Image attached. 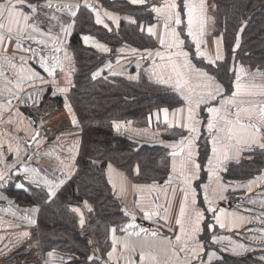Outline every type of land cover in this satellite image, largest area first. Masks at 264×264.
Segmentation results:
<instances>
[{
  "label": "crops",
  "instance_id": "1",
  "mask_svg": "<svg viewBox=\"0 0 264 264\" xmlns=\"http://www.w3.org/2000/svg\"><path fill=\"white\" fill-rule=\"evenodd\" d=\"M120 1H126L135 6L148 5V9L153 13L154 21L150 25H143L142 31L150 36L156 45L152 49L123 51L122 57L107 67L110 70L109 76H120L131 81H138L145 77L151 82L176 92L158 79L161 75L159 66L166 61H162L156 52H162L167 57L177 51L175 47H162L157 38L164 35V28L152 9L162 7L165 0H145L144 3H132L131 0ZM175 2L179 6L178 10L181 11L182 23L179 26L172 24L171 27L176 28L181 33V39L185 41L181 50L189 53V62L199 71L207 73L215 83L221 86L222 92L210 104L200 105L197 110V119L200 123L197 125L196 133H190L186 127H180V124L188 123L187 107L177 92L183 104L180 107L168 109L167 123L163 109L155 111L145 126H136L131 122L123 121L115 123L116 128L117 125L119 126L117 130L123 132L137 147L156 146L167 149L168 173L165 180L142 183L133 181L115 166L110 165L111 167L107 168L114 195L121 201L127 219L118 229H115V233L112 231L109 233L108 239L104 242V244L108 243V250L103 257V262L104 264H140L139 257L143 251L156 256V264H171L173 258L168 240L175 241V236L179 234V226L175 224V220L183 204L186 218H194V207L204 213V219L200 224L201 230L195 233L194 241H189L190 247H195L196 241L202 245L198 256L188 253L192 264H216L225 255L235 258L252 256L260 264H264V238H262L264 237V179L258 180V178H264V172L247 180H232L226 177L229 167L251 159L252 154L261 148L258 145L250 147L240 145L238 155L230 154L231 158L224 161L216 173L222 185L221 188L217 186L216 176H212L210 181L208 160L212 157V144L207 131V120L210 116L208 107H220L221 99L231 97L236 90V76H241V83L260 86L264 84V72L249 66L234 64L231 67L233 75L231 86L227 87L213 71V67L226 58L224 39L222 35L215 32L212 25L214 0H204L205 30L203 35L198 36L200 52L204 55L197 54L196 44L192 37L187 35V10L183 8L185 0H175ZM193 2L199 4L200 0H193ZM47 3L48 0H28V4L37 6V11L31 13L28 4L23 5L21 10L26 14L31 13L33 18L28 23L34 24L37 30L33 31L31 27H28L25 29L24 38L19 41L15 38L11 40L6 38L0 44V105H3V109H0V145H2L0 172L4 174V179L0 180V264H35L32 258L37 256H39V264H64L74 257L57 252L41 253L33 238L39 207L20 206L7 192L10 187L28 191L29 186H35L43 188L48 193L49 185L43 183L46 179L53 186L56 195L77 170L76 159L80 152L81 134L78 132L79 119L68 99L75 73V60L68 44L73 34L76 17L81 6H85V0L81 2L52 0L51 8L45 6ZM76 4L79 5V9L76 10L74 17L69 15L68 9L58 11L56 7ZM87 4L95 9V15L99 14L103 21L101 25L107 24L108 29L117 30L119 26L117 27L106 13L118 17L119 24L121 20L135 21L134 17L112 12L93 0H87ZM69 24H73V27L65 35L62 26L67 28ZM150 26L153 27L156 35H149L147 29ZM5 35L7 36V33ZM29 36L33 39H28ZM167 39L171 42V36ZM37 40L43 43H36ZM97 41L92 39L84 43L88 47H95L94 42ZM56 47H59L60 51H54ZM123 49L127 50V48ZM218 50L219 59H217ZM41 57L50 67H55L53 76H48L41 66ZM54 58H58L60 63L57 64ZM174 58L179 62L183 61V57ZM132 65L133 70L130 69ZM61 68L63 71L60 70ZM241 68L244 69L243 73L240 72ZM30 76L33 78L29 79ZM40 77H43L44 81H41ZM59 89H66V91L61 92ZM57 98L63 99V105L60 107L57 104ZM236 99L261 101L264 97L240 96ZM247 106V104L242 105V107ZM179 108H184L182 120L180 113L173 116ZM230 110L235 112L234 107L230 106ZM61 120H66L72 129L66 128L57 133ZM38 125L41 128L40 137L32 147H29L24 139L29 141L35 135ZM260 135H264V130ZM190 137L193 138V159L200 168L196 175H190L188 183L185 184L183 178L172 173L173 149L166 145L178 143L181 138L187 140ZM9 145L12 146L11 151ZM17 147L20 149L19 156L16 155ZM25 168L28 169L27 172ZM29 177L39 183H30ZM169 177L172 178L171 182ZM17 184H22L23 187L17 188ZM205 185H208L210 199L213 189L223 193L222 199L213 200L215 214L208 211V204L204 200ZM193 193H195V205L192 204ZM185 195L188 197L187 201L184 199ZM76 210L80 218L82 216L85 221L86 207L83 205ZM221 210L224 212L221 217L225 223L224 228H221L214 219V215H220ZM145 212L149 213L150 218L144 217ZM233 217L239 219L233 223ZM129 224L134 227L129 228ZM84 225L85 222L82 226ZM141 229L146 231L140 232ZM24 232H28L29 235L24 236ZM137 232H140V235H135ZM153 232L157 233L155 238L152 236ZM113 238L116 240V251L109 260L108 253L112 252ZM124 244L128 247H123ZM233 249L236 251L234 252ZM48 253H54L55 259L50 258ZM180 255L183 258L185 254L180 253ZM58 256L60 260L57 259ZM99 256L102 257L100 254ZM65 259L68 260L63 262ZM145 264L150 262L145 261Z\"/></svg>",
  "mask_w": 264,
  "mask_h": 264
},
{
  "label": "trees",
  "instance_id": "2",
  "mask_svg": "<svg viewBox=\"0 0 264 264\" xmlns=\"http://www.w3.org/2000/svg\"><path fill=\"white\" fill-rule=\"evenodd\" d=\"M93 1L112 12L134 17L135 23L121 20L117 30H109L96 23L95 9L85 6H81L76 17L68 44L75 60L74 81L68 99L79 119L78 132L81 134L76 173L51 199L40 187L29 186L28 191L14 187L7 190L20 206L39 207L33 238L41 253L74 256L65 264H104L103 257L108 250V243L104 242L112 229H118L127 219L108 179L110 165L125 172L135 182L150 183L167 177L168 150L156 146L137 147L117 130L115 123L123 121L145 126L155 111L174 109L183 104L172 89L145 77L131 81L109 76L107 67L121 58L123 51L155 47L152 38L141 30L143 25L154 21L148 5L135 6L120 0ZM214 2L212 25L224 39L226 58L215 65L213 71L230 87L234 64L264 72V0ZM84 35L98 40L109 51L103 53L95 47H88L82 39ZM102 54H113L114 57L106 62L101 58ZM96 73L98 75L94 78ZM57 103L62 106L63 99L57 98ZM66 128L72 129L66 120H61L56 131L59 133ZM263 172L264 148H261L252 154L251 159L229 167L226 177L247 180ZM83 205L87 211L85 225L81 226V218L74 209ZM80 231L90 237L91 246ZM216 264L260 263L252 256L235 258L225 255Z\"/></svg>",
  "mask_w": 264,
  "mask_h": 264
},
{
  "label": "snow or ice",
  "instance_id": "3",
  "mask_svg": "<svg viewBox=\"0 0 264 264\" xmlns=\"http://www.w3.org/2000/svg\"><path fill=\"white\" fill-rule=\"evenodd\" d=\"M132 3H144L145 0H131ZM28 4V0H4V2H0V44L7 38L11 40L15 38L17 41L24 38L25 29L31 27L33 31H36V26L29 25V20L32 19L31 13H35L37 11V6L28 4V7L31 9V13H25L22 11V6ZM46 7H53L52 0H48V3L45 5ZM58 11H63L64 9H68L69 15L75 16L76 10L79 9V5H64L60 7L56 6ZM85 7H90L87 4V0H85ZM179 6L175 2V0H165V3L162 7H156L152 9L157 18L158 22H162L164 28V35L158 36L159 44L162 47L172 48L175 47L177 51L173 54L167 55L162 52L157 51L156 55L160 57L162 61H166L161 64L159 67L161 69V75L158 77L161 83L168 84L172 87L179 95L182 97L185 105L187 107V121L188 123L180 124V127H186L190 133L198 132L197 125L200 121L197 119V110L199 109L201 104H210L211 101L216 99L218 95L221 94V86L208 76L207 73L199 71L196 69L188 60L189 53L186 51H182L181 48L184 45L185 41L181 39V33L176 30V28L171 27L172 24L179 26L182 23L181 20V11L178 10ZM183 8L187 10V35L192 37L193 42L196 44V52L198 55H204V53L200 52V40L198 36L203 35L205 30V13H206V4L204 0H200V3L197 4L193 2V0H185L183 4ZM110 19L113 20L114 23L119 26V18L113 16L110 13H106ZM55 18V17H53ZM103 21L101 20L99 14L96 16V23L101 24ZM131 23H135L134 20H130ZM108 28V25H104ZM73 27V24H69L67 28L62 26V31L65 35ZM111 30V29H109ZM143 30V29H141ZM149 35H156L152 26L147 29ZM7 33V36L5 35ZM14 34V36H13ZM171 36V42H168L167 37ZM28 39H33V37L29 36ZM85 43H88L93 38L88 35H84L82 37ZM36 43H43V41L37 40ZM94 46L101 51L107 52L109 49L105 47L103 44L98 42H94ZM54 51H60L59 47L54 48ZM174 57H183V61L179 62ZM220 58L219 50L217 52V59ZM57 60V64L60 63L58 58H54ZM41 66L44 68L45 72L48 73V76H53L55 73V67H50L47 62L41 57ZM63 71V68L60 69ZM240 72L243 73L244 69L241 68ZM165 73H167L165 75ZM19 75V73L17 74ZM98 75V73L94 74ZM33 76H30L29 79H32ZM41 81H44L43 77H40ZM54 84L55 81L53 80ZM235 92L232 93L230 98L221 99L220 107H208L207 111L210 114L207 120V131L209 137L211 138L212 144V157L208 160V171L210 175V181L212 176H216V173L220 169V166L224 163V161L231 158L230 154L238 155L240 145L245 146H259L260 148H264V135H260L262 130H264V100L255 101V100H237V97L240 96H256L259 95L264 97V84L257 86L255 84H247L241 83V76H236L235 83ZM59 91L63 92L66 89H59ZM11 101L9 100V104ZM247 104V107H242V105ZM230 106L235 108V112L233 113L230 110ZM0 109H3V105H0ZM164 118L165 122L168 121V109L164 108ZM177 113H180L181 120L183 119L184 108L176 109L173 113L175 117ZM11 122V121H9ZM75 123V120H73ZM117 129L119 126L117 125ZM38 136L39 133L37 132ZM173 149L172 152V173L180 178H183L185 184L188 183V180L191 176L196 175V172L199 170L200 165L196 163L193 159L194 149H193V138L190 137L187 140L181 138L178 143L166 145ZM2 147V145H0ZM9 150H12V146L9 145ZM20 149L16 148V155L19 156ZM2 155V153H0ZM111 167V166H109ZM28 169L25 168V172ZM138 171V169H137ZM4 179L3 172H0V180ZM171 177H169V182H171ZM264 179V178H258ZM30 183H39L36 180H33L29 177ZM43 183L45 185H49L48 195H55V191L53 186L50 185L48 180H44ZM216 183L218 187L222 188L220 185L219 177L216 176ZM22 184H17V188H22ZM251 187V185H249ZM204 200L208 204V211L215 214L216 209L212 206L213 200H218L223 198V193L217 192L216 189H213L212 198H209L208 194V185L204 186ZM185 201H187L188 197L185 195ZM192 204H196L195 193H193ZM74 211H77L74 209ZM194 218L187 217L185 212V206L182 204L179 209L178 218L175 220V224L179 226V234L175 236V241L171 239L168 240V245L170 246L171 256L173 258L171 264H192L191 259L188 256V253L191 252L192 256H198L199 252L202 250V245L196 241L195 247H190L189 241L195 240V233H198L200 229L201 221L204 219V213L195 207L193 208ZM158 214V213H157ZM224 215L223 210H221L220 215H214V219L216 223L219 224L221 228L225 227V223L222 221L221 217ZM145 218H150L148 212L144 213ZM239 219L237 217H233V223ZM81 226L84 221L81 216L80 220ZM129 228L134 227V225L129 224ZM211 227V225H210ZM146 230L141 229L140 232H144ZM112 232L115 233V229H112ZM140 232L135 233V235H140ZM24 236H28V232L23 233ZM132 235V233H129ZM152 236L155 238L157 233L153 232ZM264 238V237H262ZM215 243V239L213 240ZM123 247L127 248L128 245L124 244ZM116 251V240L113 238V248L112 252L108 253L109 260L112 259L113 253ZM235 252L236 250L233 249ZM180 253H184V257L182 258ZM50 258L55 259L54 253H48ZM92 259V257H89ZM140 264H145V261L150 262V264H156L157 258L151 253H140Z\"/></svg>",
  "mask_w": 264,
  "mask_h": 264
},
{
  "label": "water",
  "instance_id": "4",
  "mask_svg": "<svg viewBox=\"0 0 264 264\" xmlns=\"http://www.w3.org/2000/svg\"><path fill=\"white\" fill-rule=\"evenodd\" d=\"M113 57H114L113 54H102L101 55V58L104 59L106 62H108L109 60L113 59ZM37 132L39 133L38 136L36 135ZM40 132H41V128H40V125H38L35 135L29 141L25 138L24 139L25 143L29 147H32L35 144V142L37 141V139L40 137ZM120 137H124V135L120 136ZM80 233L82 235V238L84 240H86L89 243V245L91 246L92 245V240L90 239V237L84 235V231H80Z\"/></svg>",
  "mask_w": 264,
  "mask_h": 264
},
{
  "label": "rangeland",
  "instance_id": "5",
  "mask_svg": "<svg viewBox=\"0 0 264 264\" xmlns=\"http://www.w3.org/2000/svg\"><path fill=\"white\" fill-rule=\"evenodd\" d=\"M58 104V103H57ZM60 256L57 257V259H59ZM60 260V259H59ZM67 259L63 260V262H65ZM62 261V260H61ZM32 262L35 263V264H39V256L35 257V258H32ZM67 262V261H66ZM65 262V263H66ZM64 263V264H65Z\"/></svg>",
  "mask_w": 264,
  "mask_h": 264
},
{
  "label": "built area",
  "instance_id": "6",
  "mask_svg": "<svg viewBox=\"0 0 264 264\" xmlns=\"http://www.w3.org/2000/svg\"><path fill=\"white\" fill-rule=\"evenodd\" d=\"M126 125H127V123H126Z\"/></svg>",
  "mask_w": 264,
  "mask_h": 264
}]
</instances>
